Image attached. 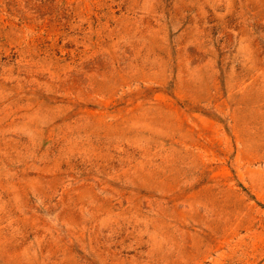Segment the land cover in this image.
Masks as SVG:
<instances>
[{"label":"rangeland","instance_id":"obj_1","mask_svg":"<svg viewBox=\"0 0 264 264\" xmlns=\"http://www.w3.org/2000/svg\"><path fill=\"white\" fill-rule=\"evenodd\" d=\"M0 264H264V0H0Z\"/></svg>","mask_w":264,"mask_h":264}]
</instances>
